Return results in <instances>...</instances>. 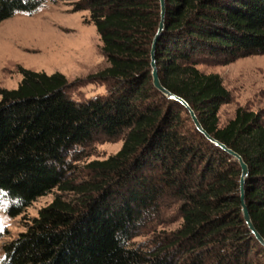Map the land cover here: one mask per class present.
Here are the masks:
<instances>
[{"label":"trees","instance_id":"1","mask_svg":"<svg viewBox=\"0 0 264 264\" xmlns=\"http://www.w3.org/2000/svg\"><path fill=\"white\" fill-rule=\"evenodd\" d=\"M0 0V23L46 2ZM156 62L163 85L185 98L204 128L249 166L245 198L264 237V116L239 107L220 126L231 92L207 62L264 54V0H165ZM89 10L109 66L86 80L105 94L77 100L60 72L22 68L0 99V202L17 216L37 198L62 193L3 246L2 264H264V245L242 211L240 163L194 125L188 109L153 83L151 50L160 0H75ZM100 137L122 148L93 160L90 176L70 180L72 152ZM171 206L180 227L147 244L133 239Z\"/></svg>","mask_w":264,"mask_h":264},{"label":"rangeland","instance_id":"2","mask_svg":"<svg viewBox=\"0 0 264 264\" xmlns=\"http://www.w3.org/2000/svg\"><path fill=\"white\" fill-rule=\"evenodd\" d=\"M75 0L46 2L38 10L17 12L0 23V99L3 89H15L24 74L22 68L66 75L77 82L68 92L77 100L89 99L107 92L102 82L86 80L87 76L109 66L102 50L103 42L97 28L90 22V11H74ZM198 67L206 73H218L231 92V101L222 105L220 126L235 117L239 107H246L264 116V54L242 57L228 64L207 62ZM123 138L108 140L100 137L79 146L72 152L74 168L70 180L80 181L90 176L87 165L93 160H104L123 146ZM58 189L37 198L17 216L8 213V204L0 202V264L5 256L3 246L25 231L39 211L49 205ZM67 198L71 194L62 193ZM171 206L160 223L153 221L142 234L133 239L135 246L147 244L160 230L180 227L182 218Z\"/></svg>","mask_w":264,"mask_h":264},{"label":"water","instance_id":"3","mask_svg":"<svg viewBox=\"0 0 264 264\" xmlns=\"http://www.w3.org/2000/svg\"><path fill=\"white\" fill-rule=\"evenodd\" d=\"M161 3V20L159 23L158 31L154 37L153 44H152V50H151V66H152V75H153V83L154 86L160 90L163 94H165L167 97L177 100L180 103H182L189 111L192 121L196 128L202 132L207 139H209L212 143L218 145L225 151H227L229 154H231L239 163L241 166V176H240V191H241V204H242V211L244 218L251 229V231L254 233L255 237L264 245V237L262 234L258 231L256 228L252 217L251 213L249 210V207L246 203V198H245V183H246V178L249 173V166L244 160L243 156L235 151L234 149L228 147L225 143L211 135L202 125L197 113L195 110L192 108V106L189 104V102L183 98L182 96L170 91L168 88H166L160 78L159 72H158V66L156 62V49H157V43L164 31L165 28V17H166V1L165 0H160Z\"/></svg>","mask_w":264,"mask_h":264}]
</instances>
